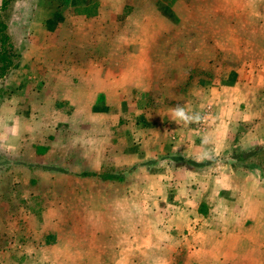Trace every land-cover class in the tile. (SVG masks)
Instances as JSON below:
<instances>
[{"label":"crops","instance_id":"1","mask_svg":"<svg viewBox=\"0 0 264 264\" xmlns=\"http://www.w3.org/2000/svg\"><path fill=\"white\" fill-rule=\"evenodd\" d=\"M32 1L23 0L24 5L33 4ZM132 1L40 0L39 6H47L46 14L50 13L47 9L50 6L55 5L59 10L55 8L47 16L40 13L37 17L31 12L25 16L27 22H34L31 23L34 31L29 32L32 35L28 37L41 38L45 51L52 47L59 51V62L38 61L51 71L49 77L40 78L47 79L46 94L39 99L41 104L37 111L44 115L42 118L59 116V120L74 123L73 126L40 128L47 135L56 134L58 130L66 135L59 142L56 137L54 143H47L48 149L56 150L59 157V143L67 149L77 148L86 135L87 144H91L81 157L61 162L62 166H71L65 170L72 173L59 175L58 169H46L59 166L58 157L53 160L46 154L44 171L33 178H39L37 180L45 185L51 179L69 176L76 182L73 190L88 201L84 213H111L109 204L98 211L89 205L92 195L83 189L104 187L103 196L109 202L111 193L107 187L112 181L81 174L105 171L104 154L96 151L94 144L99 142L102 146L109 142L113 120H120L128 105L142 113L147 94L165 87L172 107L161 105L146 115L160 125L164 121L160 117L162 113L171 117L168 128L173 139L170 141L173 154L169 162H176L178 157H191L201 168L199 171L183 168L185 188L176 189L186 201L181 199V206H172L171 217L165 221L167 229L161 221L150 218L152 232L149 239H145L148 234L141 232L143 225L132 220L134 223L128 228L135 233L124 236L127 242L124 254L130 260L133 252H143L141 245L146 241L151 250H158L167 264H174L177 255L184 256L183 264H264L263 170L258 162L248 160L247 164V156L242 157L244 153L251 154L248 159H252L255 150H264V0H189L188 7L182 0H139L136 5ZM196 1L201 8L195 18L198 25L192 29L188 24L192 14L190 3ZM2 2L0 0V7ZM17 2L13 0L11 5ZM158 2L163 4L161 9ZM182 4L186 8L182 13L184 24L176 25V15H179L176 7L180 10ZM128 6H133L130 11H127ZM165 8L170 12L164 13ZM54 20H59L58 29L52 33L50 23ZM48 37L59 40L55 45H48ZM193 38L199 40L194 43ZM193 54L197 58H193ZM225 60L233 64L228 66ZM35 64H29L30 71ZM193 69L209 76L210 82L198 87L193 83V87L186 90ZM224 69L228 70L224 72ZM165 71L168 76L163 80L165 77L160 72L165 74ZM29 76L34 80L32 73ZM130 94L135 98H130ZM196 101L206 106L201 115L207 111L203 115L207 121L205 131H201L198 124L201 140L196 138L191 125L195 120ZM58 102L59 108H56ZM66 103L69 113L63 108ZM101 134V137L96 136ZM70 135H77L78 143L73 142ZM49 139L47 136V141ZM236 150L241 152L239 156L233 155ZM220 156L226 157L221 160ZM33 178L31 180L36 181ZM81 190L86 194L80 193ZM128 196L126 189L119 194L121 202ZM204 205L213 213L215 223H208L201 210ZM57 208L61 210L59 206H51L41 212V229L50 235L56 234L49 250L57 255L48 259L49 262L90 264L93 256L90 252L85 255L80 248L84 246L72 239L73 230L63 232L59 220L49 218L50 214L58 213ZM116 209L125 214L132 212L122 206ZM29 212L33 211L29 209ZM138 212L142 209L134 211ZM150 214L159 212L151 207Z\"/></svg>","mask_w":264,"mask_h":264},{"label":"rangeland","instance_id":"2","mask_svg":"<svg viewBox=\"0 0 264 264\" xmlns=\"http://www.w3.org/2000/svg\"><path fill=\"white\" fill-rule=\"evenodd\" d=\"M39 1L33 0V4L24 5L23 0H18L14 6L10 2L4 10L0 11V22L7 23L9 26L7 33L12 46L10 55L6 57L12 61L14 66L0 77V264H57L53 260L52 263L48 260L57 255L56 252L49 250L51 244L56 240V234L50 235V232L41 229V212L51 206H59L61 210L57 208L58 213L50 214L49 218L55 222L59 220L63 232L69 233L73 230L72 239L79 241V244L84 246L80 248L85 255L90 252L93 256L90 259V264H157L158 262V264H167V260H163L158 250L156 248L151 250L152 247L148 246L146 241H143L141 245L143 252H133V258L130 260L124 254L127 248L124 236L130 232L133 235L135 233L134 230L128 228L131 223H134L132 220L135 219L143 225L144 230L141 232L148 234L145 239H149L152 232L149 229L150 218L154 221H161V225L167 229L165 221L171 217L169 211L172 206L175 204L176 207L181 206L179 201L186 199L179 196L176 189L177 187L185 188L186 171H183V168L186 167V170L193 171H199L201 168L191 160V157H186L187 159L178 157L176 162H169V156L173 154L170 148V141L173 139L168 128V121L171 117L167 113H162L160 117L164 121L162 120L163 123L160 125L151 116L146 115L147 113L152 114V110L161 105L172 107L167 101L165 87L147 94L142 113L135 112L128 105L127 111L120 120L117 122L113 120L109 142L102 146L99 142L94 144V147L97 146L96 151L104 154L106 172L120 178V181H112V184L108 185L107 188L111 193L109 202H106L103 196L104 187L96 185L83 190L92 195L89 205L96 207L98 211L109 204L112 207L111 213H84L83 208L87 206L88 201L84 197L80 198L76 190H73L76 182L69 176L51 179L50 183L45 185L37 180L39 178H33L44 171L46 154L53 160L58 157L57 151L48 149L47 143H54L56 137L59 142L63 136H66L59 133V130L56 134L47 135L40 128L48 125H59L60 127L74 125V123L59 120V116L50 119L42 118L41 116L44 115L37 111L41 104L39 99L46 94L44 85H46L45 80L47 79L41 80L40 78L49 77L48 74L51 71L44 69L41 66L43 63L40 62H59V51L53 47L45 51L41 38L28 37V35H32L34 29L31 27L32 22H27L25 16L30 12L37 17L40 13H47L45 9L47 6H39ZM182 1L187 7L189 6V0ZM132 2L136 5L139 0ZM157 6L161 9L163 4L158 2ZM132 7L128 6L127 11H130ZM183 7V4L180 10L176 7V14H179L176 15V25L184 24L182 13L186 8ZM190 7L192 14L188 24H191L193 29L198 25V23L196 25L195 18L200 14L201 5L199 1H196L190 3ZM55 8L59 10V7L55 5L48 7L50 13L46 16L53 13ZM168 12L170 10L165 8L164 13ZM54 21L50 23L52 33L58 29L59 20ZM194 36L195 34H193ZM58 40L57 37H48L46 44L55 45ZM195 40L198 41L199 38L192 39L194 43ZM133 43H135L134 40ZM193 58L197 57L193 54ZM31 62H36V64L30 71L29 64ZM225 63L228 66L233 64L231 61ZM227 70L224 69V72ZM30 73L34 75V80H31ZM160 73L165 77L163 79L165 80L168 72ZM192 73L186 90L193 87V83H196L194 86L197 87L209 84V76L201 74L198 69H193ZM134 96V94L129 95L130 98H135ZM28 98L30 100L36 98V100L29 101ZM156 99H160V102H157ZM178 104L183 103L179 102ZM195 104V120L191 125L194 126V135L201 140L200 136L202 135L198 124L201 131H205L207 121L203 115L207 111L201 115L206 106L198 101ZM56 108H59V102L56 104ZM63 108L67 113L70 112L68 103L63 104ZM47 136H50L49 141H47ZM70 136L73 142L78 143L77 135ZM96 136L101 137L102 134ZM87 138L86 135L83 144L80 143L77 148L73 149L64 148L59 143V166H49L46 169H58L59 175L71 172L65 170L71 166H62L61 162L65 159L70 162L86 153L91 145L87 144ZM257 150L254 151L255 157L252 159H248L251 154L244 153L242 157L247 156L245 163L248 164V160L249 162L262 161L264 163V150L261 149L260 152ZM240 153L238 150L233 151V155L236 156H239ZM225 157L220 156L219 158L222 160ZM117 160L124 161V164H117ZM262 174L264 176V172ZM32 178L36 181L31 180ZM156 179L157 181H155ZM194 185L191 186L194 187ZM54 187L59 190L56 192ZM125 189L129 196L127 199L123 198L121 202L119 194L123 193ZM83 190L80 193L86 194ZM154 193L156 194L152 196ZM121 206L129 208V212L132 211L131 214L120 213V210L116 208ZM205 206H202L201 210L205 213L208 223H215L213 213H209ZM151 207L157 209L159 214L151 215ZM29 209L33 212L30 213ZM140 209L142 212L134 213ZM189 216L191 217V215ZM136 258L139 259L136 260ZM173 260L174 264H183L184 256L177 255Z\"/></svg>","mask_w":264,"mask_h":264},{"label":"trees","instance_id":"3","mask_svg":"<svg viewBox=\"0 0 264 264\" xmlns=\"http://www.w3.org/2000/svg\"><path fill=\"white\" fill-rule=\"evenodd\" d=\"M13 0H3L0 11L4 10L10 2ZM12 50V46L9 43V35L7 33V26L6 24L0 22V77L4 75L6 71L9 69L14 68L13 63L11 60H9L6 56L10 55V52ZM260 152L261 149H258L257 152ZM259 165L261 166L263 172H264V163L262 161H258ZM104 171V173H83L81 176L83 177H99L103 180H111V181H120V178L112 175L111 173L108 174Z\"/></svg>","mask_w":264,"mask_h":264},{"label":"built area","instance_id":"4","mask_svg":"<svg viewBox=\"0 0 264 264\" xmlns=\"http://www.w3.org/2000/svg\"><path fill=\"white\" fill-rule=\"evenodd\" d=\"M203 127V126H202Z\"/></svg>","mask_w":264,"mask_h":264}]
</instances>
